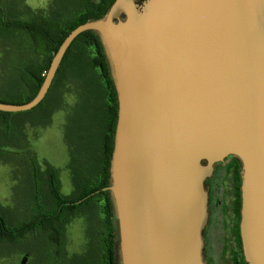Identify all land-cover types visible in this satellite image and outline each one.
<instances>
[{"label": "water", "instance_id": "1", "mask_svg": "<svg viewBox=\"0 0 264 264\" xmlns=\"http://www.w3.org/2000/svg\"><path fill=\"white\" fill-rule=\"evenodd\" d=\"M95 31L118 110L109 185L118 264H208L205 179L239 160L242 254L264 264V0H114L70 31L31 110L73 40ZM28 254L19 264H26Z\"/></svg>", "mask_w": 264, "mask_h": 264}, {"label": "trees", "instance_id": "2", "mask_svg": "<svg viewBox=\"0 0 264 264\" xmlns=\"http://www.w3.org/2000/svg\"><path fill=\"white\" fill-rule=\"evenodd\" d=\"M113 1L85 0L82 8L78 9L72 17L57 23L55 29H51V26L47 25L48 23H44L38 14H33L30 20L7 16L5 6L1 5L0 39L7 40L10 34L17 32L14 40L18 44L29 41L31 52L22 58L23 64L21 66L20 63L17 66V74L11 77V82L10 75L7 78L2 77L0 101L16 104L29 102L43 83L51 59L64 38L78 25L102 17ZM68 76L81 81L89 93L94 94L96 101L98 98L96 93L100 94L99 98L103 100L104 106L99 120L95 123L93 135L87 127L76 126V132H79L81 138L85 139L88 150H86L87 157L73 158L74 162L77 161L72 173L74 192L69 195L60 193L57 170L49 164L46 163V167L42 171L37 166L28 169L29 179L34 185L30 201L35 206V210L38 209L39 212L30 214L27 221L13 222L10 214L0 208V246L9 247V245L19 244L27 232L39 225L45 232L50 231L51 241L59 248H63V232H54V227L60 228V217L63 218L62 222H65L66 216L78 212L82 206L101 200L100 212L104 230L100 233L99 238L100 254L97 257L91 256V263H85L118 264L116 254L118 224L114 217L110 194L103 189L109 185L110 159L113 151L118 102L104 49L95 31H84L73 40L58 67L46 96L37 106L21 112L0 111V146H5L3 144L18 145L19 140H25L23 123L26 120H30L32 125H41L45 122V120L42 121L41 116L47 110L54 109L61 85H65L64 81ZM87 131L88 133H86ZM27 147L25 141V149ZM26 151L30 156L35 157L32 151ZM9 154L11 153L9 152ZM7 156L8 153L4 150L0 152V161H7ZM240 181L238 177V185ZM240 205L241 197L238 186L237 201L234 205L238 222L230 233L240 249L239 252L232 253L233 264H247L242 254L239 234ZM211 221L210 229H212L210 231L213 235L214 230H220L219 227L223 229L230 226V223L229 226L219 224L213 217ZM215 240L218 241L217 235H214L213 242L210 244L212 252L215 249ZM212 264H217L214 259Z\"/></svg>", "mask_w": 264, "mask_h": 264}, {"label": "rangeland", "instance_id": "3", "mask_svg": "<svg viewBox=\"0 0 264 264\" xmlns=\"http://www.w3.org/2000/svg\"><path fill=\"white\" fill-rule=\"evenodd\" d=\"M84 1L0 0V6H5V14L14 18L30 20L33 14H38L44 23L55 29L57 23L67 20L82 8ZM15 33L17 32L12 33L13 35L9 33L7 40L0 39V81L3 80L2 77L7 78L10 75L11 82V77L17 74V66L23 64L22 58L31 52L30 42L18 44L14 40ZM64 83L65 85H61L54 109L42 114L41 119L45 120L43 124L32 125L30 120H26L23 123L26 139L19 140L18 145L0 146V152L4 150L8 153L7 161H0V208L10 214L13 222L27 221L30 214L39 212L30 201L34 185L29 179L28 169L37 166L42 171L46 163L49 164L57 170L60 193L69 195L75 189L72 173L77 161L74 162L73 158L87 157V143L80 133L76 132V126L87 127L93 135L95 123L104 107L103 100L99 98L100 94L96 93V101L94 94L91 95L84 84L75 77L68 76ZM25 141L28 145L26 149ZM26 150L32 151L35 157L30 156ZM101 203L102 201L98 200L82 206L78 212L66 216L65 222H62L63 218L60 217V228L54 227V232H63V248L51 241L50 231L45 232L37 225L25 234L19 244L0 246V264H19L25 254L29 256L26 264L91 263V256L97 257L100 254L99 238L104 230L101 222ZM224 214L223 225L226 223L229 226L232 213L225 211ZM237 222L236 217V224ZM219 228L218 231L214 230L218 241L215 240L213 259L217 264H233L232 253L239 252L240 248L228 227Z\"/></svg>", "mask_w": 264, "mask_h": 264}, {"label": "flooded vegetation", "instance_id": "4", "mask_svg": "<svg viewBox=\"0 0 264 264\" xmlns=\"http://www.w3.org/2000/svg\"><path fill=\"white\" fill-rule=\"evenodd\" d=\"M140 2L142 0H139ZM139 2V3H140ZM241 165L237 158L228 156L224 160L215 163L210 176L205 179V188L209 195V223L204 230V256L208 264H212L213 255L211 251V243L214 235L210 231L211 218L215 219L219 224H223L225 220L224 212L232 213V222L228 229L231 231L235 229L236 225V211L234 205L237 201L238 177L240 178ZM226 224V223H225ZM219 227V226H218Z\"/></svg>", "mask_w": 264, "mask_h": 264}]
</instances>
